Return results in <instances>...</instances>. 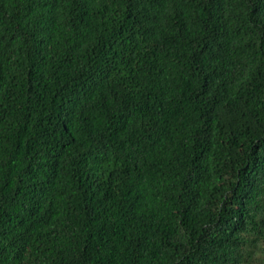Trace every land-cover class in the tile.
<instances>
[{
    "label": "trees",
    "instance_id": "trees-1",
    "mask_svg": "<svg viewBox=\"0 0 264 264\" xmlns=\"http://www.w3.org/2000/svg\"><path fill=\"white\" fill-rule=\"evenodd\" d=\"M264 0H0V264H264Z\"/></svg>",
    "mask_w": 264,
    "mask_h": 264
},
{
    "label": "rangeland",
    "instance_id": "rangeland-1",
    "mask_svg": "<svg viewBox=\"0 0 264 264\" xmlns=\"http://www.w3.org/2000/svg\"><path fill=\"white\" fill-rule=\"evenodd\" d=\"M261 246H262V250H260L258 254L264 256V244H262Z\"/></svg>",
    "mask_w": 264,
    "mask_h": 264
}]
</instances>
